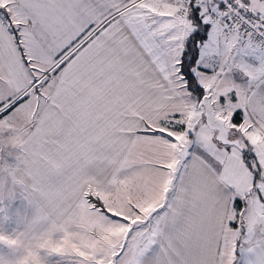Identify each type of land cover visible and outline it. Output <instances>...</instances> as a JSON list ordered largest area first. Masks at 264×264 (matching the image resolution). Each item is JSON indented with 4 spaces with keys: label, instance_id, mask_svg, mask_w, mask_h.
<instances>
[{
    "label": "snow or ice",
    "instance_id": "obj_1",
    "mask_svg": "<svg viewBox=\"0 0 264 264\" xmlns=\"http://www.w3.org/2000/svg\"><path fill=\"white\" fill-rule=\"evenodd\" d=\"M0 264H264V0H0Z\"/></svg>",
    "mask_w": 264,
    "mask_h": 264
},
{
    "label": "crops",
    "instance_id": "obj_2",
    "mask_svg": "<svg viewBox=\"0 0 264 264\" xmlns=\"http://www.w3.org/2000/svg\"><path fill=\"white\" fill-rule=\"evenodd\" d=\"M8 162H11V158H9ZM3 207L5 208V211L8 215L12 214L13 212H16V207L19 213L24 214L28 211L25 201L21 198H17L10 203H6V205H4ZM12 207L14 208V210H11Z\"/></svg>",
    "mask_w": 264,
    "mask_h": 264
},
{
    "label": "rangeland",
    "instance_id": "obj_3",
    "mask_svg": "<svg viewBox=\"0 0 264 264\" xmlns=\"http://www.w3.org/2000/svg\"><path fill=\"white\" fill-rule=\"evenodd\" d=\"M11 210H14V208L12 207ZM15 210L16 212H13L12 214L9 215L11 217V221L7 225L9 229H11L15 225L17 218L23 215L22 213H19L17 207Z\"/></svg>",
    "mask_w": 264,
    "mask_h": 264
}]
</instances>
